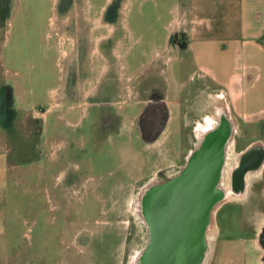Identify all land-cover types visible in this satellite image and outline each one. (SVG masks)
I'll use <instances>...</instances> for the list:
<instances>
[{
	"label": "rangeland",
	"instance_id": "1",
	"mask_svg": "<svg viewBox=\"0 0 264 264\" xmlns=\"http://www.w3.org/2000/svg\"><path fill=\"white\" fill-rule=\"evenodd\" d=\"M2 2L0 264H131L146 241L132 208L138 192L176 170L191 114L213 111L202 81L187 78L210 70L209 32L185 36L183 17H211L213 0H59L54 12L27 0L13 23ZM156 97L165 121L152 132L145 119ZM236 122L244 140L264 139V124ZM243 216L263 215L247 205ZM221 220L207 264L228 236L252 263L256 236Z\"/></svg>",
	"mask_w": 264,
	"mask_h": 264
},
{
	"label": "crops",
	"instance_id": "2",
	"mask_svg": "<svg viewBox=\"0 0 264 264\" xmlns=\"http://www.w3.org/2000/svg\"><path fill=\"white\" fill-rule=\"evenodd\" d=\"M2 1L3 7L12 12L10 23H13L20 5L27 0ZM43 1L47 3V9L54 12L57 4L55 5L53 0ZM201 7V3L194 5L197 11ZM211 12L212 16L206 19L198 15L193 17L190 24L182 15L186 20L185 36L194 39L198 38L203 30L209 32L207 51L210 70H206V74L201 71L197 74L192 72L187 78L202 81L201 87L208 94L209 106H228L238 123L242 120L247 126L256 123L262 127L264 0H213ZM8 37L11 38L10 35ZM55 107L50 106L49 110ZM226 239L228 241H225L214 264H264L258 256L250 263L249 255L252 251H246L236 237L228 236Z\"/></svg>",
	"mask_w": 264,
	"mask_h": 264
},
{
	"label": "flooded vegetation",
	"instance_id": "3",
	"mask_svg": "<svg viewBox=\"0 0 264 264\" xmlns=\"http://www.w3.org/2000/svg\"><path fill=\"white\" fill-rule=\"evenodd\" d=\"M58 1L59 0H53V2H55V5L57 4L54 9H57L59 7ZM156 100L161 101L163 99H157L156 97ZM161 104L163 107V115L160 118L156 119L158 125L156 126V128H159L163 124V121H165L166 106L163 105V102ZM197 107L199 108L200 106ZM204 110L205 111H203L202 113L194 111L191 114V121L185 123L186 125L191 124V134L186 131L184 127L181 128L178 142H186V145H181V147L183 149L187 148L188 150L181 152V157H183V159H181L179 161L180 163L177 164L176 170L172 173L165 172L166 174L163 172V176L158 177L157 180L166 181L169 178L182 172L183 169L187 166L191 155L192 159L197 162H200L204 157L208 162L214 161V163H216L220 168L216 183L218 182V189L221 193L219 194L220 197L218 199V206L215 210L214 219L212 220V229L211 231H209V227L207 228V249L211 246L212 250H208L207 255H209L207 256L205 264H207L209 257L214 254V250L216 251L215 248H217L216 241L217 238L219 239V237H216V226H219L218 224L220 218L222 219L221 221L223 223H227L228 226L235 225L237 229L236 231L239 233H249L255 235L257 243L260 246V252L257 256L264 261L263 136H259L256 134V136L251 137L250 140H244L243 136L237 131L238 124L236 122V118L232 114L228 106H213V111L207 108H205ZM229 114L234 120L233 125H231V123H229L227 120ZM170 119H168V122H170ZM138 122V120L134 121V124L139 128L140 125L138 124ZM121 123H123V120L116 119L113 126H118ZM213 133L215 134L212 135ZM139 137H141V135H139ZM189 145L191 146L189 147ZM228 205H234L237 207V209L238 207L240 209L237 213H235V211L237 210L230 208L231 211L225 214L224 210L226 209V207H228ZM247 205H254L258 208L259 212L262 213L263 216H261L258 223L248 222V224H243V210ZM233 214L234 216L237 214L236 221H234L233 219ZM144 226L147 232L146 224ZM220 234L221 232L219 231V235ZM146 237L147 239L143 247L147 246L150 241L149 234H147Z\"/></svg>",
	"mask_w": 264,
	"mask_h": 264
},
{
	"label": "water",
	"instance_id": "4",
	"mask_svg": "<svg viewBox=\"0 0 264 264\" xmlns=\"http://www.w3.org/2000/svg\"><path fill=\"white\" fill-rule=\"evenodd\" d=\"M227 120L233 125L230 114ZM219 169L214 161L204 157L197 162L191 155L179 174L143 186L139 212L150 241L140 250L139 264H205L212 250L207 249V228L221 193L216 183Z\"/></svg>",
	"mask_w": 264,
	"mask_h": 264
},
{
	"label": "bare ground",
	"instance_id": "5",
	"mask_svg": "<svg viewBox=\"0 0 264 264\" xmlns=\"http://www.w3.org/2000/svg\"><path fill=\"white\" fill-rule=\"evenodd\" d=\"M150 105H152V106H150L148 109L149 111L146 114L145 122H146V127H148V130L152 131L153 129L156 128V126H158L156 119L160 118L163 115V107H162V104L160 103V100H156V99L153 100ZM157 178L154 177L151 179V181L157 180ZM142 189H143V187L138 192L135 205H134V207L132 206V208L134 209L135 213L137 214V217L140 218L141 221H139V222H141L143 225H145V222H144V220H143V218L139 212V200H140L139 194L141 193ZM215 226H216V224H215ZM144 229H145V227H144ZM211 229H212V225L209 227V231H211ZM216 230H217V226H216ZM145 234L147 236L146 229H145ZM146 239H147V237H146ZM139 253L140 252H138V251L133 253V256L131 258V264H139V259H138L139 255H140Z\"/></svg>",
	"mask_w": 264,
	"mask_h": 264
}]
</instances>
